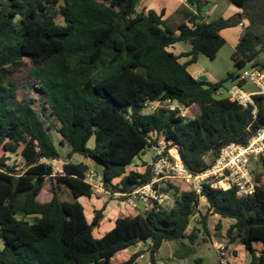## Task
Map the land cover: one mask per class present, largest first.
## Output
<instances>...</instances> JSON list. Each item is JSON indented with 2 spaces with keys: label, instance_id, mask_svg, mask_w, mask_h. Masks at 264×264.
Masks as SVG:
<instances>
[{
  "label": "trees",
  "instance_id": "1",
  "mask_svg": "<svg viewBox=\"0 0 264 264\" xmlns=\"http://www.w3.org/2000/svg\"><path fill=\"white\" fill-rule=\"evenodd\" d=\"M138 1L0 0V145L20 159L10 165L0 156V264H138L142 252L121 263L113 258L139 243H150L151 264H156L163 243L196 244L201 230L189 229L200 213V199L189 191L174 196L173 208L118 218L112 231L96 238L93 232L103 210L88 222L79 198L93 195L86 182L89 167L72 158L80 155L101 166L102 182L112 194H130L153 178L151 166L143 173L127 172L151 147L150 133L177 147L187 169L198 174L213 165L224 146L247 144L264 126V97L255 96L254 119L250 110L216 96L238 73L214 83L199 81L188 70L201 54L217 58L226 44L221 32L239 25L238 15L210 22L191 15L173 29L164 12L139 11ZM228 1L242 10L246 20L233 61L239 69L249 63L259 67L264 53V0ZM182 42L191 45L186 63L169 50ZM30 65L36 97L20 99V85L10 76ZM166 99L197 106L200 112L194 119L165 108L144 112L148 101ZM53 131L61 137L60 147L68 149L64 172L58 176L50 163L42 162L61 159ZM256 182L255 193L247 197H239L235 189L204 190L208 213L235 220L226 234L228 243L245 248L248 264H264L260 175ZM47 183L52 197L42 202L39 196ZM64 189L71 191L72 200L61 198ZM207 218L203 214L201 223L211 236Z\"/></svg>",
  "mask_w": 264,
  "mask_h": 264
},
{
  "label": "built area",
  "instance_id": "2",
  "mask_svg": "<svg viewBox=\"0 0 264 264\" xmlns=\"http://www.w3.org/2000/svg\"><path fill=\"white\" fill-rule=\"evenodd\" d=\"M239 25L244 26L243 23ZM234 82L227 90V96H223L221 89L216 93V96L228 98L244 109L250 110L255 119L258 113L255 96L264 97V70L249 63L240 69ZM246 83L254 85L256 90L253 92L246 91L244 89ZM159 108H165L184 119H188L191 110V107H187L178 101L166 99L164 101H148L144 112L152 114ZM148 142L151 144L149 149L155 152L150 165L153 178L149 184L139 187L130 194H112L105 188L102 179L98 180L97 175L89 170L86 174V182L92 186L93 195L125 196L128 205L134 210L138 208V201H141L147 205L142 212H147L152 208L170 209L174 207V195L171 194L170 190L164 191L165 184L163 182L167 180H176L182 183L187 191L193 192L199 197L200 205L206 201L204 196L206 187L224 191L235 189L239 197L251 196L256 191V166H262L264 159V126L250 138L247 144L231 143L224 146L213 165L198 174H193L187 169L177 147H170L163 136L152 132L149 134ZM42 162L50 163L54 173H63V169H60V166L63 165L61 159H42ZM149 246L150 243L145 245L147 252H149ZM215 247L221 263L228 264L230 253L228 243L215 241Z\"/></svg>",
  "mask_w": 264,
  "mask_h": 264
},
{
  "label": "crops",
  "instance_id": "3",
  "mask_svg": "<svg viewBox=\"0 0 264 264\" xmlns=\"http://www.w3.org/2000/svg\"><path fill=\"white\" fill-rule=\"evenodd\" d=\"M197 5H199L201 8L200 13L197 11V7H196ZM144 9H153L158 13L164 12L165 13L164 20H166V23L173 29H176L182 23H187L191 15H197V14H199V16L201 17V20L205 22H210L219 17L231 18L233 16L238 15V18L242 20L241 23L244 24L243 27L245 28L246 26V20L244 19L245 16L242 14L243 13L242 10L238 8L237 6L231 4L230 2H227L226 0H200L199 4L190 3V0H139L138 10L142 11ZM243 27L240 25H237L235 27L225 29L221 32L222 37L226 40V44L231 43L234 50H235L236 45L239 43L241 37L244 35ZM169 50L173 52L174 54L179 55L181 57L180 58L181 63H186L190 59V57L185 56V54H187L191 50V45L188 43H183V42L177 43L171 46ZM195 64H192L188 67L189 72L194 76L195 79L199 81H208V80L202 79L199 76H195L191 72V67L194 66ZM213 82L215 83L217 81H213ZM94 144H95L94 139L90 140L88 143L89 147L91 148L94 147ZM143 155L145 156L141 155L139 158H136L135 161L144 159L148 156H153L154 158L155 152L152 149H147L145 150ZM74 158H78L79 162H75L73 160ZM90 161H91L90 159H86L80 155H75L72 158V162L84 163L88 167H90V163H91ZM65 162H63V165L60 166V169H63ZM97 167L99 169V172L96 175H97V179L99 180L100 177L102 176L103 169L99 165H97ZM128 169H127V172H128ZM140 173H143V172L140 171ZM62 174L63 173H54V176H58ZM119 180L120 179L116 180V183H118ZM43 191H47V193L49 194L48 200H47L49 201L52 197L51 193L49 192V189L45 187ZM40 196H39V199H40ZM60 196L63 200H67V201H70L73 199V196L70 193L64 194L62 192L60 193ZM119 197L121 196L119 195H101V196L92 195L91 197L79 198V202L84 207L85 215L87 217L88 222H91L93 220L96 211L103 210V219L100 225L97 228H95L93 232L96 238L100 239L104 237L108 232L112 231L115 228L116 220L118 218L135 217L138 214H140L144 208L147 207V205L144 202L138 201V208L134 210L128 205L127 199H122ZM42 202H45V201H42ZM203 203H205L207 207V202L204 201ZM210 214L213 215L211 218L216 219L217 223L220 224V228L222 230V236H223L222 241H218V242L228 243L226 234L230 226L234 224L235 220L229 219V218H222L213 213H210ZM145 245L146 243H139L133 247H130L124 251L119 252V253H122V252L123 253L126 252V253H124V256L121 259L117 258V260H119V262L117 263L126 261L132 255L142 252V255H140V257L137 260V263L138 264H149L151 262V258L149 257V260L146 261L147 256H148L147 254L149 252H146ZM228 246L230 248L228 264H248L250 262L249 253L245 250V248L241 244H229L228 243ZM1 247L2 246H0V248ZM257 248L261 249V246L257 245ZM115 257L113 258V262L115 260ZM199 261L201 262L202 259H199ZM155 262L156 264H160L159 261H157L156 256H155Z\"/></svg>",
  "mask_w": 264,
  "mask_h": 264
},
{
  "label": "rangeland",
  "instance_id": "4",
  "mask_svg": "<svg viewBox=\"0 0 264 264\" xmlns=\"http://www.w3.org/2000/svg\"><path fill=\"white\" fill-rule=\"evenodd\" d=\"M229 2L228 0H226ZM64 21L62 18L58 19V23L62 24ZM243 31L245 32V28L243 27ZM244 34V33H243ZM264 50V47H263ZM234 53V48L231 43H227L221 51L218 53V56L215 60H212L208 58L206 55L201 54L199 55L198 62L191 67V72L195 76H199L202 79L208 80L210 82L213 81H222L226 80L227 75L229 73H239L240 69L236 67L232 55ZM259 61L262 65H264V53H262L259 57ZM260 65L259 67L264 70V66ZM33 68L32 65L22 68L18 73L13 74L10 76L11 79L16 81L20 85V91H19V98L20 99H31L36 97V93L34 91L33 86L35 85V81L30 77V70ZM235 82L233 80H228L225 82L223 88L221 89V92L223 93V96H227V90L234 84ZM244 89L248 92H253L256 90L254 85L251 83H246L244 85ZM200 112L199 108L197 106L191 107V110L189 111L188 119H194L198 113ZM52 136L58 145L59 149L61 150V160L63 162L67 161L66 153L67 150L64 147H60L59 142L61 140V137L55 132H52ZM0 156L5 157L8 159V163L10 165L13 164H19V158L15 155L7 154L4 152L3 147L0 145ZM142 156H145L142 154ZM144 158V157H143ZM209 159V158H208ZM75 162H79L78 158L73 159ZM153 161V156H148L141 160H136L133 165H131L128 169V172L130 171H136V172H144L146 170L147 166H150V164ZM90 171H93L95 174L99 172V169L97 167V164L90 161ZM19 168V167H18ZM260 175L262 178V184L264 185V169L263 166H256V176ZM163 184H165V188L169 186V190L171 194L174 196L176 194H181L182 192H186L187 188L176 180H167L164 181ZM47 189H50V184L47 183L46 185ZM64 194H69V191L67 189H64ZM70 194L71 191H70ZM49 194L47 191H43L40 200L41 201H47ZM121 198V197H119ZM174 203H175V197H174ZM199 214L197 213L191 222V227L189 230H192V228L196 227L199 230H201L198 235L199 238L196 241V244L192 245L188 241H185V246L183 247L178 242L175 241H167L163 243L162 247L156 254V259L159 261L160 264H222L220 262L219 254L217 253V249L215 247V241H222V230L221 228H218V223L216 219L211 218L213 215L207 212V207L205 203H202L200 205V208L198 209ZM203 214H207V227L211 233V236H208L204 230L201 223V216ZM215 238V240H214ZM128 252V251H127ZM147 252V251H146ZM126 253V252H124ZM124 253H118V255L115 257L114 262H119L118 259H121L124 256ZM146 261L149 260L150 253L147 254ZM199 259H202L200 262ZM147 263V262H146Z\"/></svg>",
  "mask_w": 264,
  "mask_h": 264
},
{
  "label": "water",
  "instance_id": "5",
  "mask_svg": "<svg viewBox=\"0 0 264 264\" xmlns=\"http://www.w3.org/2000/svg\"><path fill=\"white\" fill-rule=\"evenodd\" d=\"M100 179H102V176L100 177Z\"/></svg>",
  "mask_w": 264,
  "mask_h": 264
}]
</instances>
